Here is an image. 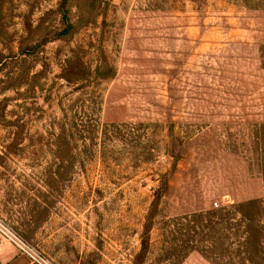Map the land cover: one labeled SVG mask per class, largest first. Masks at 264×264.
Returning <instances> with one entry per match:
<instances>
[{
    "label": "rangeland",
    "instance_id": "374dc122",
    "mask_svg": "<svg viewBox=\"0 0 264 264\" xmlns=\"http://www.w3.org/2000/svg\"><path fill=\"white\" fill-rule=\"evenodd\" d=\"M0 219L55 264H264V0H0Z\"/></svg>",
    "mask_w": 264,
    "mask_h": 264
},
{
    "label": "built area",
    "instance_id": "2783aa9c",
    "mask_svg": "<svg viewBox=\"0 0 264 264\" xmlns=\"http://www.w3.org/2000/svg\"><path fill=\"white\" fill-rule=\"evenodd\" d=\"M213 207L218 208V202H214ZM0 240L5 242L6 244H9L19 254L26 257L30 264H55L47 256L28 245L19 235L13 232L1 219Z\"/></svg>",
    "mask_w": 264,
    "mask_h": 264
},
{
    "label": "crops",
    "instance_id": "0c3cea01",
    "mask_svg": "<svg viewBox=\"0 0 264 264\" xmlns=\"http://www.w3.org/2000/svg\"><path fill=\"white\" fill-rule=\"evenodd\" d=\"M1 264H30L28 259L19 254L13 247L4 246L0 250Z\"/></svg>",
    "mask_w": 264,
    "mask_h": 264
}]
</instances>
